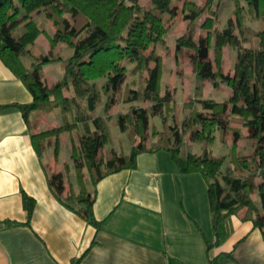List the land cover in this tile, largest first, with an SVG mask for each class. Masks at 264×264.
Returning <instances> with one entry per match:
<instances>
[{
	"label": "crops",
	"instance_id": "obj_1",
	"mask_svg": "<svg viewBox=\"0 0 264 264\" xmlns=\"http://www.w3.org/2000/svg\"><path fill=\"white\" fill-rule=\"evenodd\" d=\"M179 15L170 28H177L176 37L186 32L188 27V21L182 18V13ZM206 15L208 14L204 17ZM32 18L42 27L33 43L28 46L30 54L20 55L28 66L33 60L31 55L45 54L50 50L48 37L55 30L52 21L43 11L33 12ZM222 27L216 22L210 30L204 59L213 61L214 31ZM15 29H19L18 34L21 33L22 22ZM192 33L197 39L205 37L207 30L199 25L198 30ZM165 47L170 54L174 53V60L165 58L168 55L163 53L162 47H153L154 50L158 49L155 52L160 59L159 89L170 90L173 109L167 120L179 124L188 113L184 103L192 98L195 82L192 58L196 53L187 47L176 50L175 43L173 47ZM71 50L65 42H59L54 48L62 57L67 56ZM235 56L234 47L225 43L220 58V70L223 74H233ZM153 65L154 59H149L134 74L125 72L126 79L128 77L126 81L135 82L136 86L131 88H143L147 69ZM41 70L43 81L49 87L56 84L63 74L60 61L45 63ZM99 79H95L98 86L104 82ZM138 80L140 85H137ZM118 84L119 81L115 91ZM230 93L231 88L225 83L214 85L211 77L203 78V99L222 102ZM64 94L70 95L71 88H64ZM114 95L115 92L111 106L105 112L107 96L101 93L100 100L94 110L87 113L85 121L75 120L73 128L58 134L56 150L54 136L41 138L40 155L32 146L30 133L62 126L66 121L72 122L75 109L84 112V104L81 102L79 108L74 106V110H63L60 103L52 108L33 110L30 112L29 128L18 109L0 107V264H70L72 258L82 253L78 264H208V258L214 256H217L216 264H264V239L261 231L253 226L251 220L241 218L243 209L230 216V232L226 238L206 251L202 233L209 240L213 238L206 181L198 171H180L174 165L170 152L164 149L137 153L134 168H123L106 174L91 189L81 177L87 192L91 193L93 188L95 190L92 212L96 219L102 220L97 230L83 216L59 201L49 187L48 178L60 173L63 168L66 161L64 142L70 132L80 129L84 132L85 122L90 129L98 125L108 126V133L124 139L126 146L123 149L108 141L109 146L104 154L107 150L124 154L130 151L132 143L128 133L119 128L116 119L118 112L127 113L131 105L136 106L133 103L135 100L123 101L119 106ZM31 99L32 95L24 83L0 59V105L25 103ZM195 108L201 112L200 115L213 116L227 124V109L211 113L202 111L199 103L195 104ZM95 118L97 122H93ZM156 119L157 126H161L160 119ZM97 129L99 131V126ZM252 134L251 127L239 128L235 139L237 156L247 155L253 149L255 139ZM225 140L226 134L224 136L223 132L222 140L214 138L208 148L213 155L222 157V173L226 172L223 163L227 159L226 170L236 174L231 161L234 139ZM224 144L228 146L224 147ZM245 145L248 153H240ZM202 146L201 142L197 151L187 152L199 153ZM61 152L62 158L59 159ZM74 171L76 175H82L77 163ZM259 183V177L250 182L249 195L257 205ZM22 191L35 200L28 222L27 212L22 205ZM261 211V208L257 211L259 217L263 214Z\"/></svg>",
	"mask_w": 264,
	"mask_h": 264
},
{
	"label": "trees",
	"instance_id": "obj_2",
	"mask_svg": "<svg viewBox=\"0 0 264 264\" xmlns=\"http://www.w3.org/2000/svg\"><path fill=\"white\" fill-rule=\"evenodd\" d=\"M214 0H205V8L210 7ZM171 0H149V6H144L140 0H0V59L24 83L30 91V102H12L3 107H13L21 112L26 126L31 125L30 112L48 109L60 103L63 110L79 108L84 104L85 113L75 115L72 122L66 121L62 126H56L30 133V140L36 153L40 155V139L52 135L55 137L54 149H57V136L64 130L74 127L75 120L85 121L100 100L101 93L107 96L104 111L107 112L113 100L118 81L125 71L121 59L134 62L131 72L142 69L151 55L146 56L143 49L156 42L169 31L170 23H165L162 13L170 17L175 15V6ZM247 12L256 20L259 29L243 26V4L234 8L235 18H228L221 29L214 31L213 61L204 59L209 45L211 29L214 25L212 15H206L200 26L207 30L203 38H194L191 31L184 32L175 38V49L187 47L195 50L192 58L195 72V82L192 98L184 103L188 113L177 125H167V115L163 110L171 109V92L165 89L159 91L160 59L154 58V65L147 69L144 78L141 97L152 100L151 113L162 115V128H153L155 140L144 146L135 138L136 127L145 128L144 111L142 108L130 106L128 112L129 124L125 115L119 113L116 119L121 130H127L132 143L126 154L107 150L104 161L94 159L98 147L103 143L105 134H100L97 127L90 129L85 122L84 132L79 137L78 150L86 165L90 181L95 182L106 174L123 168H134L137 153L141 151H156L164 149L170 152L171 158L182 172L198 171L206 181V192L211 214L213 238L207 239L202 233L206 251L219 245L230 232L229 218L243 209L242 219L252 221L258 227L264 239V0H242ZM43 11L54 25V32L48 37L50 50L45 54L32 56L28 66L21 59L23 53L30 54L28 46L33 43L41 31V24L33 18V12ZM203 9L192 1L185 2L181 7L182 18L189 23L198 18ZM22 22L23 31L12 37V31ZM237 29V30H236ZM59 42L67 43L71 52L62 57L55 46ZM228 43L234 47L236 56L233 74H223L220 70L222 46ZM60 61L63 69L61 79L53 86H47L43 81L41 67L43 64ZM105 76L104 82L98 86L95 79ZM211 77L214 85L225 83L231 88L230 95L222 102L202 98V81ZM64 88H71V94L65 95ZM124 101H133L138 97L134 88H127ZM199 103L202 111L211 113L228 110L227 126L234 133L231 145V161L236 174L222 173L220 165L222 158L215 156L208 148L214 131L221 135L226 126L223 121L213 116H202L195 108ZM93 122H97L96 118ZM232 124L234 126H232ZM175 126V127H173ZM240 126L253 128L252 137L255 145L248 156L238 157L235 149V135ZM188 133L192 141H203L199 153L187 152L181 149L183 133ZM75 155L72 146L71 156ZM80 176V173H77ZM255 177L260 178L258 185L259 205L250 197V182ZM60 173L48 178V184L53 194L66 207L84 217L95 229H99L102 220L96 219L92 212L94 188L87 192L81 178V188L75 192L72 187L60 195ZM35 200L22 191V205L27 212L29 221ZM261 208L263 214L258 216ZM83 253L72 258L70 264H78ZM217 256L208 258V264H216Z\"/></svg>",
	"mask_w": 264,
	"mask_h": 264
},
{
	"label": "rangeland",
	"instance_id": "obj_3",
	"mask_svg": "<svg viewBox=\"0 0 264 264\" xmlns=\"http://www.w3.org/2000/svg\"><path fill=\"white\" fill-rule=\"evenodd\" d=\"M190 1H192L194 4L201 7L203 9V11H202L201 15L198 18H196L194 21H192L190 23L188 22V27H187L186 32L191 31V33H192L193 31L198 30V27L200 25L199 23L203 19L205 14H208V15L211 14L212 15V12H213L214 23L217 22L219 27L225 26L228 18H233V19L235 18L234 8L236 6V0H214L213 3H211V5H209L210 6L209 8L208 7L205 8V0H171L170 4L172 6H175V8H176L175 15L173 17H170V15L168 13H162L161 14L164 22L170 23V28L174 25V20H176V18H178L180 16L179 14L181 13L182 5L185 2H190ZM140 2L143 3V5L146 7L149 6V0H140ZM238 4L242 5L243 4L242 0H238ZM242 6H243V10H242V16H243L242 17V24H243V26H251L256 30L259 29L258 22L251 18V15L246 10L247 9L246 5L243 4ZM41 18L43 19V16ZM176 29L177 28H174L172 30L169 29V31H167L162 36V38L160 40L151 43L147 48L143 49V53H145L146 56L151 55L150 59H154L156 57L155 51L158 50V49H156V50L153 49V47L155 45V48H161L162 47L163 53L168 55L167 57L164 56L165 58H169V60H174L175 59L174 53L170 54L165 46L166 45H168L169 47L174 46V43H175L174 41H175V37H176L175 35H178V34H176ZM18 30L19 29H15L12 31V37L17 36ZM192 35H193V33H192ZM201 38H203V37H201ZM63 54H64V52H63ZM120 62L124 65L125 71L123 73V76L119 80L118 88H117V91H115V95H114L115 96L114 99L116 100L117 103L119 102V106H120L121 102L124 101L123 97L125 96L124 93H125L126 89L130 88L131 86H134L135 85L134 81H136V80H134L133 81L134 83H130V82L126 81L128 79V77L126 79L127 75H125L126 71H128V74H134L131 72V68L134 65V62L129 61L128 59H121ZM130 64H132L131 67H130ZM99 78L105 80V76H100L96 79L98 80ZM98 82H100V79L98 80ZM137 82L139 83L137 85H140V80H138ZM141 90H142V87L137 89L138 97L135 99V101H133V103L136 104V106H137V107L135 106L136 108H142L144 111L145 128L143 130H141L139 126L136 127V132L134 135H135V138L137 141L141 142V144L148 147L155 140V135L152 132L153 128H156V129L162 128V115L161 114H159V116L156 115L160 119V124H161V126H157L158 125V122L156 121L157 117L151 113V108H150L151 104H152V100L143 99L141 97ZM159 91L163 92L164 90L159 89ZM122 106L125 107V105H122ZM74 109H75V107L73 106L72 110H74ZM172 109H173V105H172V101H171V109H168L165 111L163 110V114L167 115V119H168ZM75 110H76L75 115L85 113V111L81 112V111H79V109H78V111H77V109H75ZM119 113L124 114L126 116L125 121L128 125L129 124L128 123L129 122L128 112L126 113L125 111H123V112H118V114ZM226 120H228V116H227ZM226 123H227V124H225L226 128L223 132H224V136L226 134V140L225 141H229L231 139H234V133L232 132L231 129H229L227 127L229 125L228 121ZM167 125H177V123H173L172 121L169 122L167 120ZM98 126L100 128L99 133L102 135L105 134V137H104L103 143L98 147V149L95 153L94 159L97 162H103L104 161L103 160L104 151L109 146L108 141H110L111 143L116 145V147H118L117 145L122 146L123 149H125L126 145H125L124 139L122 140L117 135L112 136L110 133H108V130H107L108 126H100V125H98ZM109 127H111V126H109ZM173 127H175V126H173ZM241 127H243V126H240L239 128H241ZM248 128H249V126H248ZM126 132H127V130H126ZM82 134H83V129H80L79 131L75 130L72 133L70 132L68 134V137L66 138V142H64V145H65L64 152L66 153V155H65L66 161L64 162L63 168L60 171V174H61V178L59 181V186L61 189L60 195L64 194L67 191L68 187H72V189L74 191H77L78 189H80L81 188V182L78 181L79 177L80 178L83 177V180H85L87 182L86 185L88 186L89 189L92 188V183L90 181L86 165L83 161L81 153L78 150L79 149L78 148V140ZM218 134H219V132L217 130L214 131L212 140L216 137H218L220 140H222L223 133L221 135L219 134V136H217ZM235 139H236V135H235ZM189 141H190V143H189ZM225 141H224V143H225ZM201 142L203 143V141H200V140H198V141L190 140L188 138V133L184 132L183 133V143L181 144V149L184 151H197V149L200 147ZM187 143H188V145H187ZM72 146L75 147V158L71 157ZM225 146H228V144H226V145L224 144V147ZM247 151H248V147L245 145L243 151H240V153H248ZM251 151H250V153H251ZM62 152L59 154V159L62 158ZM250 153H248L247 155L241 154L242 156L239 155L238 157L242 158V157L248 156ZM76 163L78 164V166L81 170L82 175H80V176H78V174L76 175L75 171H74V165ZM173 163L175 166H177L174 161H173ZM227 163H228V160L224 159L223 169L226 172H230L229 170H226V169H228ZM230 173H232V172H230ZM83 180L81 179L83 186H84Z\"/></svg>",
	"mask_w": 264,
	"mask_h": 264
}]
</instances>
